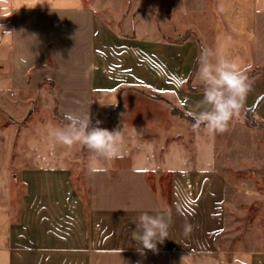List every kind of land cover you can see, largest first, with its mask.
<instances>
[{
	"label": "crops",
	"instance_id": "obj_1",
	"mask_svg": "<svg viewBox=\"0 0 264 264\" xmlns=\"http://www.w3.org/2000/svg\"><path fill=\"white\" fill-rule=\"evenodd\" d=\"M118 1L0 0V25L13 31L0 38V88L8 80L11 91L36 92L48 83L56 112L62 117L89 114V125L103 117L96 98L115 91L121 97L131 90L143 101L169 98L172 103L147 111L150 120L126 116L115 123L118 130L169 129L172 137L165 135L166 148L159 154L155 151L159 139L141 136L136 143L125 140L112 159L97 163L91 155L85 176L87 204L76 194L70 170L52 164L67 158L49 152L56 139L52 122L48 155L34 159L18 150L29 164L48 165L14 169L13 175L3 168L1 154L0 264H264V252L257 247L227 251L216 242L224 231L227 209L236 207L228 203L229 182L217 168L211 129L184 122L189 148L182 143L180 113L191 119L187 112L204 108L198 68L192 74L201 47L191 40L165 41L112 29L103 9L118 17ZM141 1L146 3L140 10L149 11L148 0ZM182 4L190 17L210 18L197 32L203 48L213 53V62L222 56L240 67L250 66L248 70L264 71V0H182ZM5 65L9 74L2 80ZM256 80L260 86L249 87L241 109L254 111L253 122L264 125V81L258 76L248 82ZM185 83L196 90H188ZM159 113L167 115L171 128ZM259 133L246 131L253 147L259 144ZM241 162L247 166L237 164L235 169H252L253 184L255 178L260 181L259 155ZM93 167L103 170L93 172ZM162 176L167 179L166 191L161 189ZM15 177L25 188L16 217L13 207L1 200L7 178ZM234 191L248 200L260 194L255 184H237ZM141 212L162 213L168 224L167 237L157 243L156 251L144 250L143 255L131 240Z\"/></svg>",
	"mask_w": 264,
	"mask_h": 264
},
{
	"label": "rangeland",
	"instance_id": "obj_2",
	"mask_svg": "<svg viewBox=\"0 0 264 264\" xmlns=\"http://www.w3.org/2000/svg\"><path fill=\"white\" fill-rule=\"evenodd\" d=\"M148 0L149 11L140 10L146 1L129 0L118 1L116 7L118 8V17L109 14L106 8L103 9L104 19L109 26L116 30L120 29L129 35L136 34L139 37H154L174 42H184L186 40L194 41L201 49V40L199 32L201 28L210 18L201 16L200 18L190 17L183 10L182 0ZM106 3V2H105ZM201 53V51H200ZM199 60V59H198ZM6 61V59H5ZM199 67V65H198ZM197 67V68H198ZM2 80L8 79V67H3ZM247 76V75H246ZM258 76L264 81V73L261 72ZM253 79V78H252ZM260 80L251 82V87L260 86ZM190 83H185L188 90H196L189 86ZM0 88V155L4 157L3 168L10 169L11 173L14 169H25L31 166L37 167L46 166L48 163L34 161L32 164L23 160L27 155L33 156L34 159L38 157H45L48 155V127L52 122V133L55 134L57 128H63L68 124V121L61 122L60 116L55 109L54 98L52 97L50 85L42 84L37 88L36 92L11 91L8 86V80L4 82V86ZM126 92L127 89H123ZM130 94H124L123 97L117 96L118 92H114L111 96H100L96 98L101 108L102 119L100 122L90 124L89 128L99 127L112 131L118 130L115 123L124 121L125 117H133L134 119L149 118L145 114L150 109L158 111V105L171 106L169 98L142 99L143 96L136 94L131 90ZM122 93V92H121ZM158 100V101H157ZM137 107L136 110L133 107ZM140 106L144 108L143 114L140 112ZM121 108V109H119ZM105 109V110H104ZM119 109L120 112L114 113V110ZM134 109V110H133ZM106 111V114L103 113ZM132 114H131V113ZM127 113V115H126ZM136 113V114H135ZM182 118L181 130L182 142L187 148V139L189 137V130L184 124L190 123L193 126L191 119L180 113ZM161 119L166 120L164 123L171 128L172 123L167 120V115L158 114ZM100 116V117H101ZM250 112L240 109L239 113L235 115L229 122L228 127L223 132L210 130V137H212L214 156L216 158V165L218 170L225 174L229 185L227 189L228 203L234 204L236 210L231 206L227 209L225 218L224 231L218 236L216 240L218 246L227 251H232L240 248L257 247L261 252H264V125L256 124L251 119ZM58 125V126H57ZM191 126V127H192ZM195 128V127H194ZM205 129V125H201L196 129ZM248 129H255L260 131L259 144L255 143V147L251 143V135L246 134ZM122 131V138L120 145L125 140L128 142L134 141L141 136L159 139L160 145L155 147L157 154L166 148L162 143L166 141V134L171 138L172 130H149V131H135V130H118ZM245 137L244 139H242ZM53 145L49 148V152L55 156H60L61 153L67 156L66 161H60L57 158L53 165L65 166L70 170V178L72 180L74 190L80 197L84 204L88 202L87 184H86V167L89 165L87 159L92 155L90 149L80 142H74L71 145H65L57 139L53 140ZM122 146V145H121ZM20 151L21 158L19 157ZM168 150V149H167ZM252 155H259L260 158V174L262 177L255 178L256 190L260 193L254 195L255 198L250 200L238 197L234 194V186L237 184H245V186L252 187L253 179L250 174L252 169L238 171L237 164L247 166L246 163L241 162L243 159H249ZM58 156V157H59ZM13 159V163L12 160ZM229 167L227 168V166ZM258 165V164H257ZM7 172V171H6ZM8 173V172H7ZM16 175V170L13 172ZM155 176V175H153ZM161 178V177H160ZM257 179V181H256ZM153 180H157L153 177ZM166 176L161 178V189L166 191L167 188ZM4 194L1 198L13 207V215L19 212L18 204L20 199L25 195V188L19 183L18 178H10L5 182ZM237 196V197H236ZM233 206V205H232Z\"/></svg>",
	"mask_w": 264,
	"mask_h": 264
},
{
	"label": "clouds",
	"instance_id": "obj_3",
	"mask_svg": "<svg viewBox=\"0 0 264 264\" xmlns=\"http://www.w3.org/2000/svg\"><path fill=\"white\" fill-rule=\"evenodd\" d=\"M12 32L0 25V38L9 36ZM212 56L211 50L201 49L198 74L203 84V99L200 105L204 108L199 112L189 111L186 115L191 118L195 128L203 124L211 130L223 132L228 127V122L241 109L242 101L250 87L246 76L250 66L240 67L222 56H217L213 62ZM64 118L68 124L55 130L59 142L65 145L80 142L91 150L92 159L97 163L118 155L122 131L89 128V114L84 117L66 114ZM102 170L100 167L91 169L93 172ZM167 228L168 224L162 213L141 212L135 230L131 232V240L139 246L137 251L141 255L144 250L155 252L157 243L163 242L167 237Z\"/></svg>",
	"mask_w": 264,
	"mask_h": 264
},
{
	"label": "trees",
	"instance_id": "obj_4",
	"mask_svg": "<svg viewBox=\"0 0 264 264\" xmlns=\"http://www.w3.org/2000/svg\"><path fill=\"white\" fill-rule=\"evenodd\" d=\"M198 65H199V60H198V62L195 64L192 74L196 71ZM261 72L264 73V71H263L262 69L248 70V71L246 72V75H247L248 80H250V79H252V78H255V77H256L258 74H260ZM60 121H61V122H64V121H66V120H65V118H62V119H60Z\"/></svg>",
	"mask_w": 264,
	"mask_h": 264
},
{
	"label": "built area",
	"instance_id": "obj_5",
	"mask_svg": "<svg viewBox=\"0 0 264 264\" xmlns=\"http://www.w3.org/2000/svg\"><path fill=\"white\" fill-rule=\"evenodd\" d=\"M250 114H251V116H255V112L254 111L250 112Z\"/></svg>",
	"mask_w": 264,
	"mask_h": 264
}]
</instances>
